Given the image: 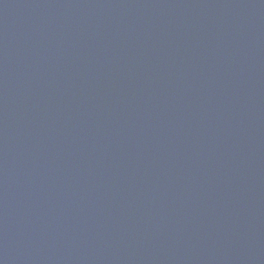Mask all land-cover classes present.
Returning <instances> with one entry per match:
<instances>
[{
    "label": "water",
    "instance_id": "obj_1",
    "mask_svg": "<svg viewBox=\"0 0 264 264\" xmlns=\"http://www.w3.org/2000/svg\"><path fill=\"white\" fill-rule=\"evenodd\" d=\"M0 264H264V0H0Z\"/></svg>",
    "mask_w": 264,
    "mask_h": 264
}]
</instances>
